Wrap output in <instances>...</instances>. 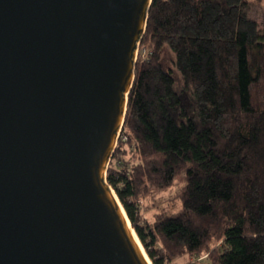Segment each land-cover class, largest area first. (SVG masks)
I'll return each instance as SVG.
<instances>
[{
  "label": "water",
  "instance_id": "1",
  "mask_svg": "<svg viewBox=\"0 0 264 264\" xmlns=\"http://www.w3.org/2000/svg\"><path fill=\"white\" fill-rule=\"evenodd\" d=\"M152 1L0 0V264H149L107 171Z\"/></svg>",
  "mask_w": 264,
  "mask_h": 264
},
{
  "label": "trees",
  "instance_id": "2",
  "mask_svg": "<svg viewBox=\"0 0 264 264\" xmlns=\"http://www.w3.org/2000/svg\"><path fill=\"white\" fill-rule=\"evenodd\" d=\"M250 5L152 1L107 182L153 264H264V24ZM182 178L178 212L143 214L142 194Z\"/></svg>",
  "mask_w": 264,
  "mask_h": 264
},
{
  "label": "rangeland",
  "instance_id": "3",
  "mask_svg": "<svg viewBox=\"0 0 264 264\" xmlns=\"http://www.w3.org/2000/svg\"><path fill=\"white\" fill-rule=\"evenodd\" d=\"M249 1L251 4L249 15L252 19L258 22L260 29L262 30L264 24V0ZM142 51L143 50H141L139 45L136 60H138ZM120 136L121 132L119 134V138H121ZM184 183V178L179 179L173 187L162 190L161 192H157L155 189L149 188L146 193L142 194V199L139 200V203L142 206L143 214L148 216L149 218H153V216L159 211L168 212L169 214L178 212L181 209V202L178 199V196L183 189ZM220 244L221 242H218L215 245V248ZM194 259L195 258L184 257L175 261L174 264H187L189 261H193Z\"/></svg>",
  "mask_w": 264,
  "mask_h": 264
},
{
  "label": "bare ground",
  "instance_id": "4",
  "mask_svg": "<svg viewBox=\"0 0 264 264\" xmlns=\"http://www.w3.org/2000/svg\"><path fill=\"white\" fill-rule=\"evenodd\" d=\"M114 196H116L115 193H114ZM118 203H119V202H118ZM120 208H121L122 213H123V215H124V219L126 220V223H127L128 227H129L131 233L133 234V236H134V238H135L137 244L139 245V247H140L142 253L144 254V256L146 257V259L148 260V263H149V264H153V263H151L149 257L147 256V254H146V252H145V250H144V248H143V246H142V244H141L139 238L137 237L135 231L132 229V227H131V223H130V220H129V218L127 217V214H126V212H125L123 206L121 205V203H120Z\"/></svg>",
  "mask_w": 264,
  "mask_h": 264
},
{
  "label": "crops",
  "instance_id": "5",
  "mask_svg": "<svg viewBox=\"0 0 264 264\" xmlns=\"http://www.w3.org/2000/svg\"><path fill=\"white\" fill-rule=\"evenodd\" d=\"M148 217V216H147Z\"/></svg>",
  "mask_w": 264,
  "mask_h": 264
}]
</instances>
